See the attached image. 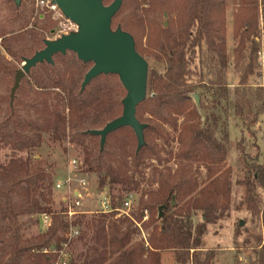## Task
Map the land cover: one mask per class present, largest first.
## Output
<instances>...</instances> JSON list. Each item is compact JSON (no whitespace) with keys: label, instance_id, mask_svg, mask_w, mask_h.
Returning a JSON list of instances; mask_svg holds the SVG:
<instances>
[{"label":"trees","instance_id":"16d2710c","mask_svg":"<svg viewBox=\"0 0 264 264\" xmlns=\"http://www.w3.org/2000/svg\"><path fill=\"white\" fill-rule=\"evenodd\" d=\"M142 1L149 8L146 10L147 13L175 14L173 25L163 27L159 23V16L149 20L146 44L138 41L139 25L125 22L124 25L120 23V26L134 37L137 51L141 56L153 57L164 63L166 71L164 74L154 69L149 71L148 97L137 110L139 121L147 125L146 145L138 151L134 131L131 128H124L109 135L104 148L101 149L100 145L98 149L100 160L107 154L110 139L118 134L130 133L132 141L136 144V148L134 146V150L128 155L133 176L129 177L127 172L108 168L106 174L100 175L99 186L100 188L108 186L113 199L116 191L130 192L139 188L140 182L136 181L135 177L136 175L143 177L141 167L146 158L161 161L162 150L156 142L169 140L170 134L166 132V126L177 134L178 151L175 160L179 162V167L176 170L166 169L159 173L158 189L145 193L141 198L138 220L141 221L144 213L148 212L149 225L153 227L147 246L144 243L133 242L137 228H133L134 224H129L130 220L127 217L115 220L114 213L110 216L103 215L100 216L99 222L89 224V228L97 224L90 240L92 244L86 243L84 245L86 249L69 264H162V256L165 253H172L176 264H213L214 252L202 258L198 250L208 226L224 219L230 210L231 170L226 165L230 134L223 129L222 137H217L220 129L218 107L229 99L230 57L226 37L225 0H177L175 4L168 0ZM12 2L15 13L21 18L25 0L20 6L13 0ZM119 17L120 12L113 22L116 23ZM234 37L237 40L234 50V71L239 79L235 89V115L244 126L251 128L257 123L260 112H254V100L248 95L246 88L258 68V55L264 45V0L238 1L234 13ZM9 54L15 56L10 51ZM71 54L82 65H87L81 62L76 54ZM66 57L57 55L54 59L64 60ZM38 66L41 67L42 73L37 74L34 68L28 77L32 76L41 90L58 89L61 93L55 94L54 107L44 108L46 117L41 124H29L20 119L13 107L14 103L10 104L8 117L0 128V136L15 151H31L39 146L43 135L46 134L52 142L61 143L68 138V127L71 130L84 127L80 137L98 138L89 132L101 130L96 128L98 124L105 127L122 115V101L126 95V90L122 87L120 88L123 96L116 102L120 110L119 115L109 120L105 118L92 120L91 109L99 116L111 103H115L110 94L106 91H97L86 98L82 86L77 92L73 76L56 72L55 64L44 63ZM3 68L4 65L0 62V70ZM6 70L15 74L14 70L11 71L9 68ZM101 78L104 81L119 79L114 75ZM198 89H204L205 94L212 100L207 104L202 102V94L198 93ZM195 94L200 96L199 106L193 98ZM255 95V99L262 102L261 110L264 111V92ZM30 131L36 133L31 136L25 133ZM71 143L84 144L75 139H72ZM243 143L244 140H241L238 144V150L242 154L245 152ZM90 158V153L86 152L87 163H90ZM35 161L39 162L37 159ZM195 165L206 171V178L200 184L201 187L192 170ZM32 169L29 160L13 156L9 164L0 171L2 181L0 215L6 224L0 231L2 237L0 255L6 259L5 264H55L58 255L46 254L44 251H51L54 243L58 252L69 253V246L74 242V239L66 236L69 227L71 225L79 227L85 218L83 216L81 220H75L74 224L69 225L62 219L65 215L55 216L49 207L35 203L34 211L39 214L52 213L54 224L48 232L39 236L38 242L23 240L18 222L20 211L14 196L19 189L28 198L31 191L37 192L39 187L42 189L45 185L31 187L32 173L41 182L44 180L41 170ZM24 184L29 188L23 189ZM242 184L246 188L247 209L259 213L264 226V158L262 164L254 163L248 166ZM117 186L121 188L118 189ZM41 196L46 203L49 202L44 195ZM160 208H163L162 217ZM27 212L31 214L33 210ZM199 213L201 221L194 228L192 219ZM58 219H62L61 225L65 236H58L56 226ZM256 241L257 257L254 264H264V233L258 236Z\"/></svg>","mask_w":264,"mask_h":264},{"label":"rangeland","instance_id":"374dc122","mask_svg":"<svg viewBox=\"0 0 264 264\" xmlns=\"http://www.w3.org/2000/svg\"><path fill=\"white\" fill-rule=\"evenodd\" d=\"M105 1L107 5L114 2V0ZM168 1L172 4L177 2V0ZM238 1L225 0L226 37L230 57V67L228 69L229 99L227 102H222L218 107L220 129L217 134V137L221 138V131L223 129H226L230 134L229 154L226 165L231 170V204L230 210L224 219L215 225L208 226L207 232L202 239V245L198 250L202 254V258L210 252H214L215 258L213 264H254L257 257V249H255L257 246L256 238L264 233L261 215L247 209L245 203L246 188L242 184L247 174L248 166L254 163L262 164L264 158V111L261 110L262 102L255 99L256 93L264 92V45L261 47L258 55V68L246 88V92L254 100V112H260L257 123L253 127L248 128L236 117L234 107L235 89L239 84V79L234 71V50L237 46V40L234 37V13ZM13 7L12 0H0V62L4 65V68L0 70V128L8 117L9 106L11 104V90L14 86L17 71L22 69L23 58L29 59L38 51L43 50L45 48L44 41L53 40L52 32L55 28V24L50 16L44 15L42 17L41 12L37 11L34 0H25L21 18H18V14L15 13ZM148 9L142 0H124L120 10V17L116 23L113 22V30H116L121 24L124 25L125 22L135 23L140 26L137 29L138 41L146 44L149 20L159 16V23L163 27L173 25L175 14L161 15L159 12L147 13L146 10ZM120 27L124 30L123 26ZM9 51L15 56H11ZM66 56L64 60L54 59L55 71L68 73L70 76H73L78 92L86 74L92 68V64L82 65L71 53H67ZM145 59L149 64V71L154 69L160 74L165 73L166 65L164 63L149 56H146ZM6 68L11 69V71L14 70L15 74L7 71ZM35 70L37 74L42 73V69L39 66ZM120 87L124 89L119 79L104 81L101 77L95 79L86 87L84 91V97L86 98L97 91H106L115 100V103L111 100L113 103L99 116L91 109L90 115L92 120L95 118L109 120L119 115L120 110L116 102L123 96ZM45 93H49V95ZM56 93L61 92L58 89L41 90L37 86L36 80L32 76H27L16 92L13 107L16 109L20 119L27 121L29 124H41L46 117V112L43 111L45 110L44 108L46 106L52 108L56 103L54 100ZM198 93L202 94L201 100L205 104L212 100L205 94L204 89H198ZM202 114L204 113L202 112ZM87 127L90 126L87 125ZM103 127L101 124L96 126L98 129H102ZM82 130H84V127L78 130H71L68 127V138L61 143L52 142L48 134L43 135L39 146L29 152L15 151L0 136V171L2 167L9 164L13 156H16L17 158L29 160L33 167L32 171L37 168L42 171V176H44V180L41 182L32 173L31 187L34 188L35 185L45 184L42 189L39 187L37 192L31 191V195L28 198L18 189V194L16 193L14 196V201L17 203L20 211L18 222L23 240L38 242L39 236L46 233L40 226V215L42 214L34 211L33 207L35 203H38L40 206L49 207L55 216H58V214L60 216L65 215L62 219L70 225L66 213L68 206L73 200V193L77 190L82 195L83 207L81 210L84 214L76 216L72 224H74L75 220H81L83 216L85 218L81 221L82 223L79 227L77 225L75 227L80 230V235L74 238L72 247L69 246V253L65 252L68 262L86 249L84 246L86 243L92 244L90 240L97 224H94L90 228L89 224L95 221L99 222L100 216L103 215L110 216L114 213L116 214L115 220L116 218H123V216L127 217L130 220L129 224L132 223L134 224L133 228H137L133 242L144 243L147 246L153 227L149 225L150 215L148 212L144 213V218L141 221L138 220L141 212L140 201L145 193L158 189L159 173L164 172L166 169L176 170L179 167V162L175 160V155L178 151L177 134L166 126V132L170 134L169 140H157L156 142V145L162 150L160 154L161 161L146 158L141 167L144 174L143 177L138 175L135 177V180L140 182L139 188L130 192L116 191L114 193L115 199H113L108 186L100 188V175L106 174L108 168H113L120 172H127L129 177L133 176L131 160L128 155L134 150V146L136 148V144L132 141L130 133L118 134L110 139L107 154L98 160L100 138H82L80 137ZM25 133L31 136L36 132L30 131L29 133ZM72 139L80 143L84 142V144L71 143ZM241 140H244L243 147L245 148V152L243 154L238 150V144ZM86 152H89L91 155L90 163L86 161ZM36 159L39 162H36ZM72 160L78 162L77 170H73L71 167ZM90 168L92 169L90 170ZM192 170L199 185L202 184L206 178L205 169L197 168L195 165ZM68 179H71V189L58 190L56 188V184L68 181ZM80 180H83L86 184L83 185ZM0 184H2V181H0ZM27 188L29 186L27 187L24 184L23 189ZM117 188L120 189L121 187L117 186ZM41 195H44L49 202L46 203ZM131 195L136 198V206L129 212V217L125 214L117 216L118 214L121 215V213L116 211L111 214L101 213V203L105 197L110 198L112 208L116 210L122 209L123 203ZM30 209L33 210V213L28 214L27 211H30ZM62 219H58L56 223L58 236H65L66 234L62 229ZM200 221L201 213L192 219L194 228H196ZM242 223L244 224L243 226L241 225ZM157 224L159 225V222ZM5 225L0 215V231L3 230V226ZM72 227H69L66 234L68 238H70ZM81 237L83 238L81 239ZM1 240L2 237H0V248L2 247ZM51 250H56L54 243ZM5 261L6 259H3L0 255V264H5ZM162 264H176L173 254H163Z\"/></svg>","mask_w":264,"mask_h":264},{"label":"water","instance_id":"95a60500","mask_svg":"<svg viewBox=\"0 0 264 264\" xmlns=\"http://www.w3.org/2000/svg\"><path fill=\"white\" fill-rule=\"evenodd\" d=\"M13 1L17 6L23 2ZM123 2L124 0H114L110 5H105L104 0H55V4L65 17L78 26V32L58 40H47L43 50L29 59H24L22 69L17 71L11 90V105L22 81L31 70L44 63L54 65V58L57 55L74 53L84 64L93 65L84 78L82 90L95 79L108 75L118 76L126 90V96L122 101V115L109 122L103 129L89 133L100 138L103 149L109 135L124 128H131L136 135L140 151L146 145L147 125L139 121L137 110L148 97L149 64L138 53L135 39L130 33L121 27L113 30V20L120 12ZM193 98L199 106L200 96L195 94ZM159 211L162 217L163 208Z\"/></svg>","mask_w":264,"mask_h":264},{"label":"built area","instance_id":"2783aa9c","mask_svg":"<svg viewBox=\"0 0 264 264\" xmlns=\"http://www.w3.org/2000/svg\"><path fill=\"white\" fill-rule=\"evenodd\" d=\"M34 3L37 11L41 12L42 17H44V15H48L51 17L52 21L54 22L55 28L52 32L53 40H58L63 36H67L72 33L78 32L79 29L78 26L65 17V15L60 10V8L55 4V0H34ZM71 167L73 168V170H77L78 162L76 160H72ZM80 182L83 185L86 184L83 180H80ZM70 185H71V179H68V181H62L56 184V188L58 190L71 189ZM81 199H82L81 193L77 190L74 191L73 200L71 201V204L68 206V211L66 213L71 224L76 216L84 214V212H82L81 210V208L83 207ZM135 199L136 198H134V196L131 195L123 203L122 209L114 210L112 208L110 198L105 197L101 203L102 206L101 213L111 214L116 211L118 213H121V215L118 214L117 216H122V214L129 216V212L132 211V209L136 206ZM52 223H53V218L51 214L44 213L40 215V226L44 230V232L49 231V229L52 227ZM79 235H80V230L73 226L71 228L70 239H74ZM44 252L46 254L53 253L55 255H58V260L56 261L55 264H69L67 260L68 258L63 251L58 252L57 250H51V251L45 250Z\"/></svg>","mask_w":264,"mask_h":264}]
</instances>
